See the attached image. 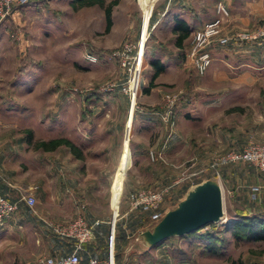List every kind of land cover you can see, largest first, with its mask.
Wrapping results in <instances>:
<instances>
[{
	"label": "rangeland",
	"instance_id": "obj_1",
	"mask_svg": "<svg viewBox=\"0 0 264 264\" xmlns=\"http://www.w3.org/2000/svg\"><path fill=\"white\" fill-rule=\"evenodd\" d=\"M216 19L218 33L196 44L193 32ZM179 21L188 34L176 47ZM262 23L264 0H34L12 7L0 22V176L16 185L3 190L16 210L0 219V264H42L70 253L73 242L53 227L79 214L100 221L90 237L103 245L97 258L108 250L114 216L115 264H264V242L237 240L225 228L263 219L264 178L252 165L218 169L224 220L189 236L143 251L133 237L148 213L130 208L136 193L161 192L162 213L189 186L215 178L208 168L215 157L264 143V38H251ZM201 54L208 62L199 72ZM155 71L154 86L142 93ZM58 138L73 143L81 159L72 163L63 146L36 147ZM26 196L34 198L30 207Z\"/></svg>",
	"mask_w": 264,
	"mask_h": 264
},
{
	"label": "built area",
	"instance_id": "obj_2",
	"mask_svg": "<svg viewBox=\"0 0 264 264\" xmlns=\"http://www.w3.org/2000/svg\"><path fill=\"white\" fill-rule=\"evenodd\" d=\"M34 0H0V22L11 12L12 7L16 5L26 4ZM217 11L220 15H225L226 11L218 5ZM219 20L216 19L207 23L202 28L193 32V40L200 45L207 42L211 37L215 36L219 31ZM252 39L264 38V23L253 33ZM194 50L191 51V56H194ZM207 56L199 55L195 59L196 68L202 72L207 64ZM124 65V62L122 63ZM246 163L252 165L264 178V143L253 144L244 147L237 151H228L215 157L209 164L208 168L214 173L215 179H218V169L221 166L229 164ZM257 188L251 189V198L255 199ZM162 198L161 192H138L130 199V208L138 209L148 213V220H156L161 211L159 202ZM22 202L30 207L34 203V198L26 196L21 198ZM16 210V203H11L6 198L0 195V219L9 216ZM114 218V216H113ZM108 223V250L107 256L97 258L88 256L86 264H115L114 260V219ZM100 221L95 219L92 222H87L84 217L78 215L74 220L57 224L53 227L54 233L59 237H66L73 242V249L70 253L59 257H46L42 264H80L79 251L82 246L87 243L92 235L94 228L99 225Z\"/></svg>",
	"mask_w": 264,
	"mask_h": 264
},
{
	"label": "water",
	"instance_id": "obj_3",
	"mask_svg": "<svg viewBox=\"0 0 264 264\" xmlns=\"http://www.w3.org/2000/svg\"><path fill=\"white\" fill-rule=\"evenodd\" d=\"M223 220L221 189L217 179L209 178L189 186L175 205L149 221L133 241L146 251L167 239L180 238Z\"/></svg>",
	"mask_w": 264,
	"mask_h": 264
},
{
	"label": "trees",
	"instance_id": "obj_4",
	"mask_svg": "<svg viewBox=\"0 0 264 264\" xmlns=\"http://www.w3.org/2000/svg\"><path fill=\"white\" fill-rule=\"evenodd\" d=\"M98 4L101 5L100 3H98ZM109 15H110V8L108 7L105 10V18H106V22H107V29L110 26V16ZM172 31H174L176 33L175 37H174V45L176 47H180L182 41L186 38V36L188 34V27H187L186 24H184L183 22L179 21L177 23L176 27H174ZM150 65L154 67L155 66V62L154 61L150 62ZM156 74H157V71H155L151 75L150 80L148 82V85L145 88L142 89V93L148 92V90L154 86L153 80L155 79ZM27 134H29V132H27ZM29 139L30 138H29V135H28L26 140L29 141ZM59 146L65 147L73 155V157L75 159H81L80 152L73 145V143H71L67 139L58 138V139H51V140H49L47 142L40 141V142L36 143V147L38 149L42 150L43 152L53 151L55 148H57ZM241 222H245V223H238L237 221H231L230 223H228L225 226L226 231L228 232L230 230L231 234H233L235 236V238H237V240L239 238H241V239H243L246 242H254V243L255 242H264V219L258 220V219H252L251 218V219L241 220ZM240 226L242 227V231L239 229ZM195 232H193V233H195ZM233 232H236V233H233ZM193 233L187 234L185 236H189V235H191ZM161 244H159V245H161ZM114 258H115V255H114Z\"/></svg>",
	"mask_w": 264,
	"mask_h": 264
},
{
	"label": "crops",
	"instance_id": "obj_5",
	"mask_svg": "<svg viewBox=\"0 0 264 264\" xmlns=\"http://www.w3.org/2000/svg\"><path fill=\"white\" fill-rule=\"evenodd\" d=\"M187 24V23H186ZM188 26V25H187ZM69 152V151H68ZM77 159H74V160H71V162L73 163L74 161H76ZM123 164H125L124 162V159L123 160H118V163H117V166L114 170V173H113V176L111 178V180L115 179L116 177H118V174L121 173L120 169H121V166H123ZM75 173V172H74ZM76 174V173H75ZM77 175V174H76ZM63 179V178H62ZM9 181V182H8ZM111 183V181H110ZM62 184V183H61ZM16 185L15 183H13L12 180H10L9 178H7V176H0V192H1V195L6 197V193L3 192V190H5L6 192L8 190H11V188H14ZM61 190L64 189L63 187L60 188ZM3 192V193H2ZM9 199V198H8ZM10 200V199H9ZM81 207L83 208V205H81ZM80 215V214H79ZM78 216V215H77ZM262 217L264 219V205H263V208H262ZM86 220V219H85ZM92 222V221H91ZM90 223V222H89ZM100 229H101V226L98 225L95 229H94V232L92 235H95V233H99L100 232ZM93 237V236H92ZM93 238L90 239V241H88V243H85L83 246H82V249L79 251V256H80V264H86V259L88 256H93V257H96V256H99V249H101L102 247L100 246H103L100 244V242H98L97 244L94 242ZM107 256V252L105 251L104 253V256L103 257H106Z\"/></svg>",
	"mask_w": 264,
	"mask_h": 264
}]
</instances>
